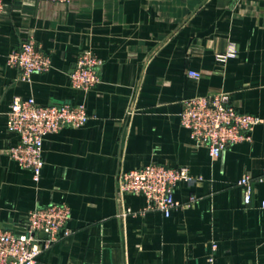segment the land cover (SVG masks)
<instances>
[{"label":"crops","instance_id":"1","mask_svg":"<svg viewBox=\"0 0 264 264\" xmlns=\"http://www.w3.org/2000/svg\"><path fill=\"white\" fill-rule=\"evenodd\" d=\"M1 2L0 226L16 228L51 203L70 209L69 232L60 230L36 264H206L209 254L216 264H264V0ZM30 38L51 66L21 81L6 55ZM230 48L234 55L217 59ZM87 49L102 62L99 82L83 91L69 74ZM219 91L262 121L211 157L179 111L182 99ZM14 96L82 103L89 115L44 136L38 181L7 153L18 141L6 125ZM150 162L186 166L194 177L175 185L179 204L168 216L117 191L121 171ZM244 175L248 204L237 183Z\"/></svg>","mask_w":264,"mask_h":264},{"label":"built area","instance_id":"2","mask_svg":"<svg viewBox=\"0 0 264 264\" xmlns=\"http://www.w3.org/2000/svg\"><path fill=\"white\" fill-rule=\"evenodd\" d=\"M1 10L0 0V13ZM231 55H234L233 48L216 57L224 60ZM101 62L89 49L79 53L69 74L71 87L90 90L99 82L97 69ZM6 64L18 70L19 80L29 81L32 73L49 69L51 61L30 38L21 41L17 48L7 53ZM188 73L195 78L199 76L196 71ZM88 119L82 103L42 105L33 97L23 99L14 96L6 111V125L18 134V141L7 149V153L21 166L30 169L33 180L38 181L43 166L44 136L64 126H81ZM179 121L188 129L197 145L205 146L211 157H217L227 146L248 139L250 131L262 120L249 112L237 110L231 104L229 94L219 91L182 99ZM192 180L194 177L186 166L169 167L150 162L121 171L117 176V191L123 197L127 194L142 195L145 199L142 211L157 210L168 216L170 210L179 204L173 196L175 185L179 181ZM237 183L243 185L244 203L248 204L251 198L250 177L244 175ZM260 207L264 210V200ZM130 211L127 209V212ZM69 217L70 209L66 203H51L28 211L16 228L0 226V264H36L39 253L58 238L60 230L64 234L69 232L66 228ZM215 247L216 244L212 243V248ZM206 264H216L212 254L207 256Z\"/></svg>","mask_w":264,"mask_h":264},{"label":"water","instance_id":"3","mask_svg":"<svg viewBox=\"0 0 264 264\" xmlns=\"http://www.w3.org/2000/svg\"><path fill=\"white\" fill-rule=\"evenodd\" d=\"M42 235V234H41Z\"/></svg>","mask_w":264,"mask_h":264}]
</instances>
